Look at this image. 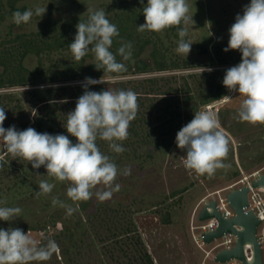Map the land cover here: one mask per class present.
Listing matches in <instances>:
<instances>
[{
	"label": "rangeland",
	"instance_id": "1",
	"mask_svg": "<svg viewBox=\"0 0 264 264\" xmlns=\"http://www.w3.org/2000/svg\"><path fill=\"white\" fill-rule=\"evenodd\" d=\"M187 2L194 23L185 37L193 42L191 52L185 57L175 51L179 40L177 27L161 33L137 30V26L145 23L142 8L147 0L143 3L141 0H19L15 7H23L24 11L36 5L46 7L41 18L34 15L30 22L20 25L12 22L13 13L7 0H0V59L9 67L22 65L34 71L27 84L0 88L6 129L15 125L18 130L22 123L34 128L35 118L48 119L52 112L53 120L60 125V134L68 135L76 143L63 124L66 114L74 110L76 100L84 92L81 82L85 78L62 80L67 74L59 75V72L73 66L70 69L73 73L76 66L97 61L92 53L75 61L68 47L55 48L52 27L66 30V23L87 18L88 8L104 9L107 14L127 7L136 14L135 21L127 23L140 43L147 42L139 59L150 71L130 70L101 84L104 90H133L138 94L139 105L128 139L122 142L126 151L113 153L107 142L97 141L101 151L111 156L121 170L131 169L130 175L117 177L116 183L121 188L110 200L99 202L93 197L85 209H80V205L87 201L79 202V210L68 216L64 208L52 206L50 196H35L39 181L46 179L56 185L52 195L71 204L65 195L66 184L48 177L43 166L33 169L19 157L13 160L0 145V153H4L0 159L5 164H0V199L7 198V206L22 208L20 217L12 222L0 221V228H21L38 242L45 238L55 240L59 251L42 264H213L211 255L205 258L206 254L193 240L191 225L198 222L194 210L203 199H211L209 194L228 188L243 174L264 168V125L238 121L236 113L243 97L229 92L222 83L225 71L241 62L238 50L223 49L227 47L229 28L236 15L243 14L250 0ZM125 36L121 33L118 40H126ZM28 40L31 46L27 48ZM153 50L157 51V59L168 65L165 70H153ZM201 68L212 71L202 72ZM2 69L0 66V74ZM226 90L224 96L231 99L223 96L207 104L200 101L210 97L213 91L225 93ZM188 91L194 98H190ZM47 97L54 102L43 101ZM205 110L218 116L220 127L230 140L226 162L232 168L227 172L217 170L212 179L186 170L182 162L186 153L175 143L177 132L193 119L194 112ZM56 129L48 119L41 133L53 135ZM182 189L185 190L179 192ZM174 192L176 195H172Z\"/></svg>",
	"mask_w": 264,
	"mask_h": 264
},
{
	"label": "clouds",
	"instance_id": "2",
	"mask_svg": "<svg viewBox=\"0 0 264 264\" xmlns=\"http://www.w3.org/2000/svg\"><path fill=\"white\" fill-rule=\"evenodd\" d=\"M45 12L46 7L39 5L23 12L17 10L12 14V22L27 24L34 15L41 18ZM87 13V20L77 23L74 40L68 48L75 61H81L92 53L97 61L95 68L103 70L104 75L100 79L85 77L81 82L83 94L76 100L74 110L66 114L63 126L70 136L75 137L76 143L68 135L41 133L32 127L17 130L12 125L6 129L3 127L5 109L0 107V145L5 154L13 160L19 157L27 161L33 169L43 166L48 177L65 183V195L71 204L58 195H52L56 185L46 179L39 181L35 196H50L52 206L64 208L68 216L79 210V202L93 197L104 202L120 191L117 177L130 175L131 169L121 170L111 156L101 151L97 141L107 142L113 153L126 151L122 142L128 139L130 124L139 109L138 94L133 90H89L91 85L119 78L118 75L108 74L127 71L126 64L118 61L117 56L122 61L130 60L133 44L121 40L113 53L114 38L120 36L118 27L107 19L104 9L88 8ZM142 13L145 23L137 26L139 32L161 33L177 27L179 40L175 51L187 57L193 42L185 37L194 23L187 0H147ZM223 50H238L241 53V62L228 68L222 81L229 92H237L243 97L236 119L252 125H264V0H250L244 6L243 14L236 15L229 28L227 47ZM201 69L202 72L212 71L210 68ZM175 143L186 153L182 157L184 168L198 177L212 179L217 170L227 172L232 168L231 163L226 162L230 140L213 111L194 112L193 119L177 132ZM0 205H4L0 206V221L12 222L22 213V208L18 206H7V198L0 199ZM244 214L247 215V212ZM234 228L245 231L242 225L236 224ZM58 251L59 246L53 239L45 238L43 242H38L21 228H0V264H42Z\"/></svg>",
	"mask_w": 264,
	"mask_h": 264
},
{
	"label": "trees",
	"instance_id": "3",
	"mask_svg": "<svg viewBox=\"0 0 264 264\" xmlns=\"http://www.w3.org/2000/svg\"><path fill=\"white\" fill-rule=\"evenodd\" d=\"M19 0H7V4L9 5L10 8V12L13 13L17 10L23 12L24 8H16L15 4L16 2ZM107 19L115 24L118 27L119 33H125V39L124 41H131L133 44V54L130 60L128 61H122V58L117 56V60L121 61V62H125L126 67H127V71L120 73V74H108V75H124L126 74L128 71L132 70L133 72H148L151 69L149 68V66L143 62L141 59H139V56L141 55V53L144 50V46L146 45L147 42L144 43H140L137 39V37H135V34L132 31V27L130 26L129 23L127 22H134L135 18H136V14L134 10H131L127 7L125 8H121L120 10H115V11H109L106 14ZM88 18V17H87ZM87 18L85 19H80L79 21H86ZM77 21V22H79ZM77 22H69L65 24L66 30H63L59 27L55 28L52 27L51 30L54 31L55 36H54V40L53 42H55V48H65L68 47V45L70 43L73 42L75 34H76V27H73V24H77ZM48 32V31H45ZM41 34V33H39ZM119 37L114 38L113 41V45L111 48V51H113V53L116 52V49L120 46V41L118 40ZM27 48L31 46V40H28L26 42ZM47 47L49 48V45L47 44ZM28 50V49H26ZM26 53V52H25ZM23 53V55L25 54ZM157 51L153 50V52L151 53L152 59H153V70L156 71H162L165 70L167 68V64L165 61H161L157 59ZM22 55V56H23ZM96 63H91L87 66H76L75 68H77L73 73L70 72V69L73 66H67L63 72H59V75L62 74H67L64 75L63 77H61L60 79L62 80H67V79H71V78H85V77H94L96 79L101 78L104 73L103 70H97L95 68ZM0 66L3 67L2 72L0 74V88L1 87H5V86H21L24 84H27L32 78L33 75L31 74L34 71H30L27 68L23 67L22 65H18L17 68H12L8 66V63L1 60L0 59ZM89 90H94L96 92H99L101 90H104V87L101 84H97V85H91L89 86ZM228 90V89H227ZM220 92V91H213L212 95L210 97H204V98H200V101H202L203 103L207 104L209 102H212L214 100H217L218 98L223 97L226 93ZM188 95H190L189 97L192 99L193 94H191L190 91H188ZM48 99H43V101H52L54 102V99L47 97ZM188 99V97L186 98V100ZM48 106V105H47ZM46 106V107H47ZM54 106L56 107L57 104L54 103ZM19 108V107H18ZM53 115L52 112H50V116L48 117L49 122H51L55 127H57L56 131L53 135L56 134H60V128L57 122H55L53 120ZM48 119H44V118H40V119H36L33 121V126L36 129V131L42 132L44 125L46 124V121ZM18 130H24L27 128V123H22L20 124V126L18 127ZM132 129V127H130ZM5 153V152H4ZM0 153V156L2 154ZM6 155V154H5ZM4 155V156H5ZM5 161V160H4ZM0 164H2L3 166H5L4 162L0 159ZM13 166H15V164L17 163H12ZM185 189L180 190L179 192L184 191ZM177 192H174L172 195H176ZM88 201L85 203H82L80 205V209H85L86 205H87ZM148 259V257H147ZM148 263H150V261H148Z\"/></svg>",
	"mask_w": 264,
	"mask_h": 264
},
{
	"label": "water",
	"instance_id": "4",
	"mask_svg": "<svg viewBox=\"0 0 264 264\" xmlns=\"http://www.w3.org/2000/svg\"><path fill=\"white\" fill-rule=\"evenodd\" d=\"M253 188H264V173L251 183ZM249 188L242 186L229 191L226 194V199L230 207L234 211V217L224 219L217 211L214 200L203 206L198 212L197 221L202 222L210 218H216L217 227L215 230L202 235L203 242L210 244L214 239L221 238L225 234L235 236V245L230 249H225L216 253L213 260L217 264H225L235 259L240 264H264L262 245L257 237V227L259 220L254 216L253 212L248 210L247 215L244 214L245 208L248 206L247 193ZM211 208V209H209ZM209 213L208 212V210ZM242 225L245 231L240 232L234 228V225ZM250 250V255H245V249Z\"/></svg>",
	"mask_w": 264,
	"mask_h": 264
},
{
	"label": "built area",
	"instance_id": "5",
	"mask_svg": "<svg viewBox=\"0 0 264 264\" xmlns=\"http://www.w3.org/2000/svg\"><path fill=\"white\" fill-rule=\"evenodd\" d=\"M263 170L264 168L259 169L249 175L243 174L240 179L226 188V190L229 192L242 186H247L249 188L247 193L248 206L245 208V211H252L254 216L259 220V225L257 227V237L261 245L264 247V188H253L251 186L252 181L264 173ZM224 191L225 190H217L209 194L208 197H211L210 200L215 201L217 211L223 216L224 219H231L234 217V211L226 199L227 192L223 193ZM210 200L203 199L202 201L203 203H207ZM216 227V218H210L202 222H197L195 225H191V230L194 232L192 237L195 244L200 249H204L203 247H209L208 252H210L213 257L219 251L230 249L235 245V236L232 234H225L221 238L214 239L210 244L204 243L202 235L215 230ZM245 255L247 257L250 255V250L247 248L245 249ZM225 264H240V262L233 259Z\"/></svg>",
	"mask_w": 264,
	"mask_h": 264
},
{
	"label": "flooded vegetation",
	"instance_id": "6",
	"mask_svg": "<svg viewBox=\"0 0 264 264\" xmlns=\"http://www.w3.org/2000/svg\"><path fill=\"white\" fill-rule=\"evenodd\" d=\"M264 247L262 246V249H263ZM200 249V248H199ZM203 253H205L206 254V256H205V258H207V257H209L210 255H211V253L210 252H208V249L206 250V249H200ZM210 260H212L213 261V264H217V263H215L214 262V260H213V256L211 255V257H210ZM202 264H206L205 262H203Z\"/></svg>",
	"mask_w": 264,
	"mask_h": 264
},
{
	"label": "crops",
	"instance_id": "7",
	"mask_svg": "<svg viewBox=\"0 0 264 264\" xmlns=\"http://www.w3.org/2000/svg\"><path fill=\"white\" fill-rule=\"evenodd\" d=\"M222 190H226V189H222ZM203 206V201H201V203L197 204L193 216L195 217L196 215H198L199 210L201 209V207Z\"/></svg>",
	"mask_w": 264,
	"mask_h": 264
}]
</instances>
